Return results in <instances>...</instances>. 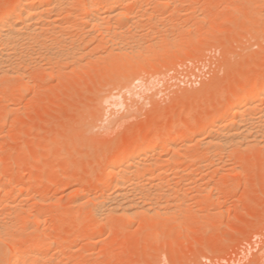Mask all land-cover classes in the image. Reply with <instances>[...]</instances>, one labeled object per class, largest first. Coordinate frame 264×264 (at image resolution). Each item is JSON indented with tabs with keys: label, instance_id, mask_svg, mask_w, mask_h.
<instances>
[{
	"label": "rangeland",
	"instance_id": "374dc122",
	"mask_svg": "<svg viewBox=\"0 0 264 264\" xmlns=\"http://www.w3.org/2000/svg\"><path fill=\"white\" fill-rule=\"evenodd\" d=\"M13 1L16 0H0V15L15 4ZM73 1V4L76 2L75 6H78V10L82 9L80 5L82 0ZM130 1L136 0H129L128 3H131ZM139 1H145L146 5L144 2L136 3L137 0L136 4L133 3V7L136 5L134 9L136 10L139 8L138 6L141 7L144 4L142 9L147 7L142 11L147 9L148 12L150 9L149 12L152 14L147 13L146 15V12L143 14L139 10L143 14V18L137 19V15H141L140 12L129 6L138 13L134 12L137 17L135 18L137 21H134H140L138 23L142 22L146 27L150 20H152L153 26L156 21L158 23L161 21L160 23L166 25L167 28L158 24L157 27L164 28L163 31L159 28V34L161 33L159 37L163 38L165 35V39L171 37L175 43L178 40L183 41L182 39H185V42L178 44V47H174L175 49L172 48L173 45L167 46L169 50L167 48H165L166 50L158 49L161 47L159 46L161 42L164 43L163 46L167 45L165 42L168 40L170 44L173 42L170 39H164L165 42L157 43L155 40L156 43H154L155 35L150 33L153 31L151 29L153 26H150L152 23L150 22V29L145 27L146 32L143 25L141 28L139 24L135 26L133 22L132 29L135 28L133 33L136 35V31L139 29H142V32H138L140 36L144 31L146 32L144 34L149 32V36L142 34V37L145 36V39L148 37L149 42L153 40L151 43L157 44L158 47L157 45L152 47L149 43L150 45L147 46L153 48L152 51H148L150 48L146 47L148 52L138 53V56L141 55L140 59H137L136 55L135 59L132 57L134 63H132L133 59L132 61L128 60L131 61L129 62L130 66L135 64L137 67L133 72L131 67L134 65L131 66L129 69L133 72L131 73L127 70L129 65L125 64L127 77L121 71V63L128 62L125 58H130L131 55L124 56L125 58L121 57L124 58L123 60L117 59L120 61L117 64L121 69L115 66L118 73L116 72L114 77L112 72L115 71L108 70L110 68L108 66L112 64L109 62L103 64L107 70H105V66V68L102 66L103 69H97V72L94 68L96 64L94 67L91 65L92 68L88 67V64L86 67L91 69H82L84 72L83 74L81 71L82 75L80 72L79 74L75 72L76 75L72 72L70 74L71 69L65 71L68 74L61 75L63 74L61 73V76L56 75L55 72L53 75L49 72V75L47 70L40 71L39 74L36 70L29 69V67L27 69L25 66L26 71H24L27 78L23 76L22 79L26 80L21 82L28 87L24 93H21L22 95L18 93L19 96L14 90L21 82L11 81L14 78L10 77L11 80L8 79V81L12 84L7 81L9 83L7 87L18 84L15 87L13 85L14 88L4 89L1 85L6 79H4L5 76L0 77V82L5 80L0 83V173L2 174H0V185L6 186L8 190L15 185L14 188L17 187V190L22 189V192L18 190L21 193L18 200L16 198L10 201L13 200L11 203L15 205V208L16 203L20 205V201L24 199L26 204L23 205L22 201L20 207L23 206L24 212L28 210L24 216L28 215V221L25 224H27L29 232L24 229L26 232L22 233L24 227L20 226L22 230L16 239L17 246L26 248L36 242L47 244L46 248L53 246L54 248H48L49 250L44 248L46 252L48 251L49 256L58 255L55 258H58L56 261L60 264H264V146L261 149H258L257 146L251 147L250 151L247 148H238V152L235 148L230 147L232 154L228 148L225 151L215 145H211L212 148L209 146L210 148L207 149L208 144L205 141L207 137L214 135L213 131L216 132L214 128H212L213 130L207 129L206 132L201 133L202 135L200 134L199 137L191 142L187 141V143H181L179 135H175L173 149H164L163 151L160 149L159 153L156 152V154L150 155V158L147 157L149 160L152 159L151 157L156 159L155 156L159 159L162 157L160 159L162 160L174 156L178 157L177 160H181H178L180 167L168 164L172 167L167 172L165 170L167 178L164 176L166 179L169 177V181H172H170L171 183L166 181V183H170L168 187L172 184L173 191L177 190L176 195L173 194L176 201L173 200L171 193L170 196L173 199L169 196L170 201H166V196H163L166 199L160 197L162 200H158L160 204L163 200L166 201L163 206L169 204L171 200L176 203L180 202L178 204H181V207L180 205L177 207L178 204L175 205V202L171 203L176 209L179 208L178 213L172 214L175 208L171 204L172 207L167 204L168 211H171L170 208H172L170 217H165L167 212L161 205L163 212L160 211L158 215L164 214V217L160 216V219H156V221L154 215V218L150 215L149 219L148 216L145 217L146 215H137L138 219L134 216L135 218L130 219H105L100 222V219L90 213L89 205L92 207V202L86 203L84 194L94 196V194L100 193L104 186L99 180L100 175L108 170L109 164L107 165V163L118 153L120 148L119 151L127 149L136 143V140L137 142L142 140L144 133L159 132L161 134L166 132L169 127H175L176 132L182 134V124L187 119L195 121L194 124L199 131L203 124V116L209 112L223 113L224 107L221 108V106L226 105L232 98L231 96H234L233 91L236 86L238 87L239 83L248 82L264 63V1L262 0H162L168 4L171 1V3L175 2V4H169L172 8L167 3L164 7V2L163 6H159L161 3H158L156 6L159 7H156L150 4L154 3V0L153 2H151L152 0ZM147 4L151 6L149 7ZM240 4L241 7H239ZM72 5H70V9L67 8L70 12L67 9L63 12L65 19L66 15L73 19V14L78 11L75 9L73 11ZM79 12L81 13V10ZM63 13L60 16L61 21L65 20L62 18ZM71 13L73 14L69 16ZM158 14L164 19L159 20ZM153 17L156 18V21ZM157 18L159 19L157 20ZM171 24H174L175 28L171 27ZM171 28L173 29L171 30ZM154 30L158 31L156 25ZM155 34L158 36L157 33ZM150 38L154 39L150 40ZM157 40H159L158 37ZM146 43L148 44V42ZM107 48L109 49V47ZM171 49L176 50L177 53ZM100 50H102L101 47ZM167 50L173 52H168V54H172L171 56L167 55ZM153 51H159L160 54L157 52L159 55L154 56ZM143 54L154 57L146 55L148 58H144L146 56ZM136 59L137 64L135 63ZM145 60L147 61L145 62ZM102 63L103 61L99 64ZM158 63L161 66L157 67L159 70H156L155 66ZM99 64L96 66L97 68H99ZM146 65H153L154 69L151 68L152 70L149 71ZM142 66L147 67L148 69L145 71L149 72L143 71ZM141 68L143 69L140 72ZM31 69L32 73H27L28 70L31 72ZM128 71L131 74H128ZM41 72L45 74L42 75ZM40 75L42 76L40 77ZM137 78L138 80H136ZM26 81L28 83H25ZM119 82H122L124 87L122 83L120 86ZM116 83L118 84L116 85ZM260 103L261 101L258 104L260 105ZM252 111L251 113L254 112ZM243 124L245 125V122ZM162 134L159 135L157 144L160 141L162 144L165 142V137ZM169 139L171 138H167L166 142L169 143ZM213 146L215 149H219L217 155L224 153L223 151L226 154L224 153V156L222 154L220 156L212 155ZM206 149L210 154L206 152ZM227 151H229L228 154ZM234 151L236 153H233ZM179 154L180 157H185H182L185 160L181 159ZM213 154H216L215 150ZM199 156L202 160L199 159ZM205 157L208 160L203 161ZM159 159L157 162L160 161ZM171 161L177 162L174 158ZM162 162L160 161L163 167ZM166 167L168 168L167 165ZM189 175L190 177H188ZM9 176L10 179L14 178L13 182L7 178ZM23 176L28 182L18 184V179ZM4 177L7 178V181ZM163 178L161 177V180ZM163 188L166 187H162V192L165 191ZM167 188L165 192H168ZM171 188L169 189L171 190ZM40 197L45 200L38 204L36 200ZM204 199L206 200L203 201ZM83 202L84 204H82ZM11 203L9 204L11 205ZM13 205H7L8 211L11 210V207L13 208ZM3 206L0 207V211L5 210V213H8L7 209H2ZM156 206L155 208L158 209V205ZM19 214L21 215V213ZM47 214L49 216L46 219L44 217L46 222L44 219L41 222L38 221L39 217ZM167 214L169 215V212ZM176 214L181 217L179 216V218ZM150 218L152 219L150 220ZM157 218L159 217L157 216ZM148 227L153 229H148ZM71 230L74 233L67 238V232ZM38 231L39 233H37ZM0 244L4 247L7 246L6 241L0 242Z\"/></svg>",
	"mask_w": 264,
	"mask_h": 264
},
{
	"label": "bare ground",
	"instance_id": "6f19581e",
	"mask_svg": "<svg viewBox=\"0 0 264 264\" xmlns=\"http://www.w3.org/2000/svg\"><path fill=\"white\" fill-rule=\"evenodd\" d=\"M72 1L73 0H16V1H13V2H15V4L11 8H9L6 12H3L0 15V77L1 78H2V76L6 77V78L4 77V79H6V81L1 80V82L5 81V82H2L3 85H1V86H3L4 89H6V88L9 89V87L11 88L13 85L15 87L16 84L20 83L21 81L23 82L24 80H26L24 78L22 79L23 76H26V78H27V74H25L26 69H24L25 66H26V68L29 67V69L32 68L33 70H36L37 73H39L40 71L45 72V70H47L48 74H49V72H51V75H53V73L55 72L56 75L58 74V76H59L61 73H63L61 75H64L65 71L66 70L68 71L70 69L71 70L69 71V73L72 72V74H74L76 72L77 74H79V72H80V74H81L82 69H84V68L88 69V67H91V65L94 67L95 66L94 64H96V66H97L99 63H101L103 61L102 64H99L100 65L99 68H97L96 66L94 67L96 69L95 72H97V69L101 68L100 70H102L103 68H105L106 66L104 65L105 66L104 67L103 64L104 63L107 64L108 62H109V64L112 63L111 64L112 66L111 65L108 66L109 64L107 65L108 67H110L108 70L109 71H115V72H112L113 77H114V74L118 70V69H116V67L119 69H121V67H122L121 71H122V73L123 72L125 73L126 72L125 69L128 68L127 70H129L130 67L134 65L135 67L134 66L131 67L132 71L134 72V70L137 66L135 64H131V63H130L131 64V66H130L129 62H131L133 58L135 59L136 57H134V56H136V55L138 57L137 59H140L139 57L141 55L138 56L139 52L147 51L149 48L150 49L148 51H150V50L152 51L153 48L151 49V47L147 46V45L151 44L152 47H154L153 45H155V46L157 45V44H154V43H156V41H157V43H160L161 41L165 42L166 39L167 40L170 39V41L174 40L171 37L169 38L168 36H166L168 38L165 39L164 38L165 35L163 36V38L159 37V35L161 34V33L159 34V31L162 29V27H157V26H158V24H160L159 26H163L164 24L160 23L161 21L158 23L156 21V18H155L156 16L153 17V19L155 18L154 21H156L154 23V26H153V23L151 22L152 20L149 19L150 22L152 23L151 25H150V22H147V23H149V24H147L148 28L150 26H153L151 28V29H153V31H150V33H152V35L153 34L155 35V39L150 38V40L154 39V41L155 40L156 41L152 44L151 42H153V40L151 42H149L148 37H147V39H145V36L142 37V34L149 36V34H148L149 32L147 34H144V32L146 31V29H145L146 26H144L142 24V22L139 24L138 22H140V21H138V22H136V21H137V19L141 20V18H143L142 15L145 14L144 12H146V15H147V13L152 14L149 12L150 11L149 8H148L149 9L148 12H147V9H146V11H142L147 7V6L145 8L143 7V9H142V6L145 4V1H142V2L139 0H138V2H136L137 0L134 2L130 1L132 3V5H131V3H128L129 0H82L83 3H82V1H81V3L83 5L80 3V5L82 6V9L79 8L81 10V13L79 12L80 10L77 9L78 6L77 7L75 6L76 0L73 1V2H75L74 4L72 3ZM160 1H162V0H160ZM160 1L154 0V3H150V4H152L153 6L154 5L156 6V4L158 5V3H161L159 6L164 5V7H165L166 6L165 4L167 2H165V1L160 2ZM262 1H264V0H262ZM135 2L139 3V4L144 2V4L143 5L141 4L142 6L141 7L138 6L139 8H136V10H135L134 8L136 7V5H135V7H133L134 6L133 3H135ZM151 2H153V0ZM163 2H164V4H163ZM171 2L169 4H171V5L175 4V2L174 3H171ZM233 3H235V2H233ZM72 4L76 8H74ZM169 4H168V6L170 7L171 5H169ZM70 5H72L71 6L72 10L75 9L78 11L74 13L73 12L74 10L73 11L71 10V12H73L74 14L71 13V14H69V16L73 14L74 16H72V17H74V18L72 19L71 17H68V15H66L67 16V18H66L67 20H66L63 12H65L67 8L70 9ZM147 5H149V4H147ZM129 6L133 7V10H135V11L141 10L143 12V14H141V11H139L141 14V15H139L138 13L133 11ZM150 6L151 5H149V7ZM159 6H156V7H159ZM176 6H177V4H176ZM229 7H231V6H229ZM239 7H241V4ZM254 7H255V5H254ZM170 8H172V7H170ZM69 9H67L68 12H70ZM68 12H66V13H68ZM134 12L136 14H138L137 15L138 18L135 17ZM62 13H63L62 18L65 19L64 21H61V19H60V16ZM152 16H154V15H152ZM157 16L160 18V19L157 18V20L158 19L159 20L164 19L161 16H159V14ZM167 17H169V16H167ZM135 18H137V19H135ZM151 19H152V17H151ZM181 19H180V22H181ZM134 20H136V21H134ZM200 20H201V17H200ZM167 21H168V18H167ZM184 21H186V20H184ZM133 24L135 26H137V24H139V27H141L142 25L144 26L145 31L141 34V36L138 32H142V29H139L141 31L137 30L136 35H135V33H133V32H135L134 31L135 28H134V30L132 29ZM155 25H156V29H158V31L154 30ZM173 25L171 27L175 26V25L174 26ZM135 26H133V27H135ZM128 27H130L133 30L132 33L130 32L131 29ZM139 27H137V28H139ZM164 27H166V25H164ZM192 27H194V26H192ZM159 28H160V30H159ZM149 29H147V30L149 31ZM163 29H162V31H163ZM172 29L173 28H171V30ZM179 29H180V27H179ZM188 29H190V28H188ZM154 31H155V33L158 34V36L154 33ZM175 32H177V31H175ZM184 32H185V29H184ZM180 34H181V32H180ZM152 35H150V36L153 37L154 35L153 36ZM156 36L158 37L159 40H157ZM98 38H100V39L98 40ZM160 38H161V40H160ZM94 40H95V42H93ZM182 40L183 41H181V42H180V40H178L179 43H177L178 41L176 43H175V41H172L174 44L173 43L170 44L169 40H168V42L166 41L167 43L165 42V44H167V45H164V46H163L164 43L161 42L159 44V46H161L162 48L159 47L158 49H165V48H167L168 45H170V46L173 45L172 48L178 47V44L185 42V39H182ZM86 41L88 44L86 43ZM90 41L93 44H90L91 43ZM146 42H148V44ZM102 43L104 44V46L109 47L110 51L107 47H104ZM191 43H192V41H191ZM100 47L102 50H104V49L105 50L103 52H99V51H102V50H100ZM146 47L148 48L147 50L145 49ZM157 47H158V45H157ZM106 48H107V50H106ZM154 49L156 50V47ZM174 49H171V50L176 52V50H174ZM168 50L166 51L167 55L171 56L172 54H170V53L168 54V52H172V51L171 50L168 51ZM177 51H179V50H177ZM154 52H156V53L154 54ZM157 52H159V51H153L152 53L154 56L159 55L160 52L162 54H164V52H162L161 50H160L159 54ZM143 53H145V52H143ZM147 54H149V53H147ZM147 54H145V55L143 54V55L146 56ZM115 55L117 58L115 57ZM130 55H131V57H130L131 59L124 57V56L128 57ZM164 55H165V57H167L166 54H164ZM147 56L152 57V58L154 57V56H149V55H147ZM147 56L144 58H148ZM114 57L116 60L117 59L120 60L119 58L124 57L125 60L127 59L126 61H128V60H131V61H128V62L123 61L124 63H121L123 66L121 65V67H118L117 63H120V61H118V60L116 61L115 59H113ZM124 58H121V59L123 60ZM161 58H163V57H161ZM134 59H133L132 63H134ZM137 59L135 62L136 64L138 62ZM147 60H145V62ZM111 61H113V62L115 61L116 63L114 62L115 63L114 64ZM142 61H144V60H142ZM154 61H156V60H154ZM88 64H89V66H88ZM113 64H114V66H113ZM125 64L129 65V67H127ZM86 65L88 67H86ZM153 65L155 66V64H153ZM102 66H103V68H102ZM152 66H147L149 68V71L154 69V68H152ZM160 66L161 65L158 63V65L155 66V69L159 70V68H157V67H160ZM123 67H124V70H123ZM142 67L144 68L143 71L148 69L147 67H144V66H142ZM91 68H89L88 70H90ZM143 68L140 69V72ZM32 69L30 70L31 72H29V70H28L27 73H32ZM112 69H114V70H112ZM105 70H107V67ZM129 71H128V74L133 73L131 71H130L131 73H129ZM149 71H145V72H149ZM85 72L87 73V70H85ZM41 73H42V75L45 74L43 72H41ZM76 73L74 75H76ZM65 74H68V72ZM83 74H84V72H83ZM42 75H40V77ZM46 75H47V73H46ZM125 75L127 77L126 73H125ZM10 77H11V79L14 78V80H11ZM8 79H9V81L10 80L14 81V82L17 81L18 83L13 84V85H8V87H7V84L10 83L8 81ZM32 79H35V78H32ZM130 79H133V77L132 78L130 77ZM36 80L37 79H35V81ZM126 80H125V82H126ZM133 80H135V78ZM136 80H138V78ZM22 82L18 86L16 85L17 87H15L16 89L14 91H17L16 92L17 96H19L21 93H24L26 90V87H28V85L26 86ZM25 83H28V81H26ZM113 83H114V81H113ZM119 83H120V86H122L121 85L122 82H119ZM10 84H12V83H10ZM117 84L118 83H116V85ZM14 87H12V88H14ZM123 87H124V84H123ZM3 88H2V90H3ZM239 92H241V93H239ZM18 93H19V95H18ZM229 94H231V93H229ZM233 94H234V96L230 95L232 98L229 99V102L228 103L225 102V103H227L226 105L225 104H223V105L221 104L222 106L220 105L221 108L224 107V109H222L223 113L220 112V114H215L213 112H209L207 115H205L203 113L205 116H203V118H202L203 124L200 126L199 131H197L198 128L194 124L195 121L193 122V121L187 119L185 121V123L182 124L183 130H184V131L182 130V132H181L182 134L177 133L175 127H169L166 132H162L163 134L160 132L165 137V142H163V144L161 143V141L158 143V144L161 143V145L157 144V141H159L158 140L159 135L161 136V134H159V132H156V133H144L145 135L143 134L144 136H142V140H140L138 142L136 140V143H133L127 149L119 151L121 149L120 148L118 150V153L115 154L110 159L109 163H107V165L109 164L108 170L106 172H104L102 175H100L99 180L104 185L102 187L100 193L96 194V195L94 194V196H91V195L89 196V195L84 194V196L87 200L86 203L92 202L91 203L92 207H91V205H89L91 215L97 219H100L101 220L100 222L105 221V219H107V220L108 219L112 220V219H117V218L118 219L119 218L120 219H122V218L123 219L124 218L130 219V218H135L134 216H136L138 219L137 215H139V216L140 215H146L145 217L147 218V216H148V219H149L150 215L153 218H154V216H156L154 218L156 221V219L158 220V219H160V216L164 215V214L158 215V214H160V211H162L161 209L163 208V210L165 209L167 213L169 212V215L166 213L167 215L165 214V217H170L172 208H170L171 211H168L169 210L168 206L172 202L176 201V199L174 198V195H176L177 190L174 188V190H176L175 191L176 193L173 191V187L171 188L172 184L170 185V187H168L172 181L171 180H170L171 182L169 181V177H168V179H166L167 177L165 175L167 173H165V170L167 172V170L171 169V167L173 165H174V167L175 166L180 167L179 162L181 160L178 159V160H180V161H178L177 160L178 157L175 158L174 156L170 157L171 159L167 157L168 161L170 160V162L167 161V158L166 159L163 158L162 160H160L162 157H160V159H159L158 157L155 156L156 159L151 157L152 159L149 160V159H147V157H149L150 155L152 156L154 153L156 154V152L159 153L160 149H162V151L164 149L165 150L166 149L168 150L171 148L173 149L174 145H175L174 144L175 143V140H174L175 135H177V136L179 135V138H181V140H182L181 143L182 142L187 143V141L191 142V140L196 139V137H199V135L203 132H206L207 129L214 128L216 131V132L213 131L214 135L213 136L210 135L211 138H209L210 137L209 136V137H207V139L205 141V143L208 144V147L206 146L207 149H209L211 147V145H215V147L216 146H217V148L220 147V149L223 148V150L225 149V151L228 148V150L231 152V154H232V150L230 147H232V149L235 148V150H237L238 148L239 149H244V148L246 149L247 148V149H249V151H250L251 147L253 148L256 146L258 147V149H261V147L264 146V63L261 65V67L257 70L256 74L248 82L239 83L238 87L236 86V89L233 91ZM222 95H223V93H222ZM192 98H193V96H192ZM260 101L262 103V104L260 103L261 106L258 104ZM256 102L258 105L255 104ZM252 105H254V106H252ZM255 106L257 108L260 106L258 108L259 113H258L257 108ZM214 107H216V106H214ZM251 108H253V109H251ZM10 109H12V108H10ZM213 110H216V109L213 108ZM250 110L251 111L253 110L254 112L252 111L253 113H251ZM256 113H258V114H256ZM244 122H245V125L243 124ZM246 122H247V124H246ZM167 138H171V139H169V141H170L169 143L166 142ZM204 144H202V145H204ZM177 145H176V148H177ZM178 146H180V145H178ZM121 147H122V145H121ZM215 147L213 146L214 149L211 152L214 153V150H215L216 154L211 153L212 155L220 156L221 154L223 155L225 153V151H223L224 153H221V154L219 153V155H217V153H218L217 150H219V149H215ZM176 148H175V150H176ZM207 149H206V152L209 153V151ZM229 151H227V154ZM242 151L244 152L245 150H242ZM242 151H239V152L242 153ZM237 152H238V150H237ZM233 153H236V152L234 151ZM177 154H178V151H177ZM209 154H208V157H209ZM204 155L206 156L207 154H204ZM204 155L202 156V158L204 157ZM179 157H180V154H179ZM182 157H180V158L181 159L185 158V157H183V158ZM200 157L201 156H199V159H201ZM172 158H174V160L176 159L177 162L173 163V161H171ZM158 159L160 161H163L162 162L163 167L161 166L162 164L160 163V161L157 162ZM205 159H207V158L205 157L203 159V161ZM183 160H185V159H183ZM164 161H167V162L165 163ZM91 163H92V161H91ZM165 164L168 166V168L166 167ZM168 164H170V165L172 164V166H170ZM177 164H178V166H177ZM91 165L93 166V164H91ZM175 170H176V168H175ZM24 176L18 179V182H17L18 184H23V183H25V181H27V180H25ZM161 177L162 178L164 177L163 179H166V180H163V179L161 180ZM188 177H190V175ZM4 178H6V177H4ZM7 178L10 179V176ZM7 178L5 179V181H7ZM13 179L14 178L11 177L10 182H13ZM28 179H30V178L28 177ZM175 180H177V179H175ZM50 181H51V179H50ZM163 181H165V182H163ZM166 181H169L170 183H168V182L166 183ZM8 182H9V180H8ZM6 184H9V183H6ZM165 184H166V186H165ZM5 187H2L0 185V207H2L4 205L3 206L4 208H2V209H7L6 211H8L9 210L8 206L13 205L12 201L15 200L16 198L18 200L19 195L21 194L20 192H22L21 191L22 189L21 190L18 189L20 191L19 192L17 190V187L16 188L13 187L10 190H8V188L7 187L5 188ZM162 187H166V188L168 187L167 188L168 192L170 191L168 196H167L168 192H165V191H167L166 188L165 189L163 188L165 191L162 192ZM169 188H171L172 191ZM197 188H198V186H197ZM204 189H205V187H204ZM162 193H165L166 195L165 194L162 195ZM170 193L174 199L170 196ZM24 195L22 197H24ZM163 196H166L167 199ZM160 197L165 198L167 202L169 200L168 197L172 198L175 201L171 200V202L169 204L167 203L168 206H167V204H166V206H163V205H165L166 201L163 200V201H165L164 204H163V201H162V204H160V202L158 201L159 199H160V201L162 200V198H160ZM11 199H13V200L10 201ZM23 200L24 199H22V201ZM35 200H36V198H35ZM44 200H45V198H43V197L42 198L40 197V199L37 198L36 203H38V202L42 203ZM205 200L206 199H204L203 201H205ZM22 201H20V205H18L16 203L15 208H14L15 205H13V208L15 210L11 207L10 208L11 210L8 211V213L7 212L5 213V210L4 211L1 210L2 213L0 211V213H1V215H0V242L6 241V243H7L6 247H4L0 244V246H1L0 247V264H41L43 262H44L43 264H48V263L49 264H60L58 261H56L58 258L57 259L55 258L58 255L55 254L56 256H54V254H53L52 256H49V254L47 253L48 251L46 252L45 245H47V244H41L42 242L41 243L36 242V244H32L26 248H19L17 246V242H16L17 240L16 239H18V237L20 236V235H18V233L21 232L20 230H22V228L20 226L24 227L22 230L23 231L22 233H25L26 230L28 229L27 224H25L28 221V218H27L28 215L24 216L25 212H27L28 210L25 212L23 211L24 209L22 210L23 206L20 207L22 205L21 204ZM177 201H178V199H177ZM9 203H11V205ZM24 203L25 202L23 201V205H24ZM156 203H158V204H156ZM178 203H180V202H178ZM178 203L175 202V205ZM82 204H84V202ZM154 204L158 205L159 208L156 209L155 207H157V206L156 205L154 206ZM171 205H173V204H171ZM171 205H170V207H172ZM179 205H180V207L182 206L181 204H178L177 207H179ZM17 207H19V208H17ZM83 207H85V206L83 205ZM174 208H175V206H174ZM19 209L21 210V212ZM173 210H175L176 212L174 211V212H172V214H175V213H178L177 211H179V208L178 209L175 208ZM184 210H186V208H184ZM189 210H191V209H189ZM19 213H21V215ZM176 215L178 216V214H176ZM47 216H49V215L47 214V215L41 216V218H40L38 215V217H39L38 221L41 222V220H43L44 217L46 219ZM157 216L159 218H157ZM140 218H142V217H140ZM143 218H144V216H143ZM151 219L152 218H150V220ZM145 220H147V219H145ZM46 221L47 220H45V222ZM160 221L162 222V220H160ZM147 222H148V220H147ZM36 225H38V224H36ZM149 225H151V224H149ZM32 228H34V227H32ZM100 228H102V227H100ZM150 228H152V227H150ZM150 228L148 227V229H150ZM24 229H26L25 232H24ZM27 232H29V231L27 230ZM157 232H159V231L157 230ZM37 233H39V231ZM73 233L74 232L72 230L68 231L67 232V238H69ZM36 237H37V235H36ZM48 242H50V241H48ZM48 248L51 249L54 247L49 246ZM48 248H46V249H48ZM56 248H57V246H56ZM44 251H45V253H44Z\"/></svg>",
	"mask_w": 264,
	"mask_h": 264
}]
</instances>
